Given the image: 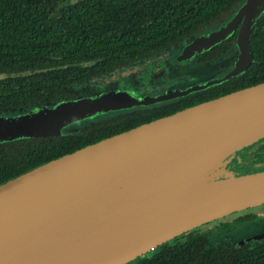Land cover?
Wrapping results in <instances>:
<instances>
[{
    "label": "water",
    "instance_id": "obj_1",
    "mask_svg": "<svg viewBox=\"0 0 264 264\" xmlns=\"http://www.w3.org/2000/svg\"><path fill=\"white\" fill-rule=\"evenodd\" d=\"M263 13L264 0H244L220 28L191 37L181 58L209 50L243 17L235 67L221 80L240 74L253 60L249 36ZM135 98L102 89L0 115V141L59 135L70 121ZM263 142L264 81L42 163L0 183V264H126L203 224L264 205V166L244 164Z\"/></svg>",
    "mask_w": 264,
    "mask_h": 264
},
{
    "label": "trees",
    "instance_id": "obj_2",
    "mask_svg": "<svg viewBox=\"0 0 264 264\" xmlns=\"http://www.w3.org/2000/svg\"><path fill=\"white\" fill-rule=\"evenodd\" d=\"M243 1L0 0V73L6 74L0 79V110L75 99L72 86L151 53L152 46L173 40L175 31L177 42L207 30ZM52 2L59 16L47 18L44 10ZM249 44L253 60L236 78L240 84L224 94L264 81V13ZM128 129L98 124L72 134L0 141V183ZM248 158L245 165L264 166V142ZM126 264H264V241L231 243L191 230Z\"/></svg>",
    "mask_w": 264,
    "mask_h": 264
},
{
    "label": "flooded vegetation",
    "instance_id": "obj_3",
    "mask_svg": "<svg viewBox=\"0 0 264 264\" xmlns=\"http://www.w3.org/2000/svg\"><path fill=\"white\" fill-rule=\"evenodd\" d=\"M55 1L69 5L75 3L77 0ZM240 5L224 20L207 30L193 34L177 42L175 31V38L173 40L164 42L161 45L152 46L151 53L145 54L131 61L129 64L115 68L111 72L98 75L72 86L76 97L85 91L93 92L97 88L96 90L118 89L127 91L135 95L136 98L131 102L133 104L130 106L106 110L103 113L97 114L94 118L86 117L79 119L76 122L79 124V127L73 126L74 124L66 125L61 129L60 134H72V132L78 129L92 128L98 124L111 125L116 129L119 128L120 131L129 125L130 129L221 96L227 89L239 85L240 83L236 78L241 77L250 64L240 74L226 80L221 79L226 77L235 67V60L238 54L237 33L243 17L229 36L220 40L219 43L209 50L203 52L195 51L191 54L190 58L185 59L181 58V52L185 43L191 37L206 36L220 28L227 20L233 17ZM44 11V16L47 18H56L59 16L57 7L54 8L53 2L48 7H45ZM231 40L232 42H229ZM5 75L4 73H0V79L4 78ZM193 76H196L194 78L195 80L187 84L182 83L180 80V78L184 80L187 77ZM107 78L108 80H105ZM56 104L58 103L41 105L51 108ZM38 106L26 110L18 109L16 111L3 109L0 110V115L7 117L16 116L29 112ZM81 123L86 124L80 125ZM243 212H234L235 215L231 213L229 214L230 216L227 215L219 218L220 220L216 219L214 222H208L210 225L216 222L219 223L220 227L214 231H200L209 224H203L193 229V231L195 233L208 232L211 234H219L223 240L224 238H228V242L238 244L264 241V237L255 240V237L264 231V213L248 219L237 220L238 216ZM232 217L235 218L231 221L225 220ZM240 229L242 232H240Z\"/></svg>",
    "mask_w": 264,
    "mask_h": 264
},
{
    "label": "rangeland",
    "instance_id": "obj_4",
    "mask_svg": "<svg viewBox=\"0 0 264 264\" xmlns=\"http://www.w3.org/2000/svg\"><path fill=\"white\" fill-rule=\"evenodd\" d=\"M195 52V51H194ZM185 58H190V56H186ZM194 78H196V76H193V77H187L186 79H184V80H182L183 78H180V80L182 81V83H184V84H187V83H190V82H192V81H194L195 79ZM105 80H108V78L107 79H105ZM57 105V104H56ZM31 111V110H30ZM104 112V111H103ZM103 112H100V113H103ZM100 113H97V114H100ZM97 114H95V115H92V116H90V117H87V118H94V117H96V115ZM102 117H104V116H102ZM82 118H86V117H82ZM82 118H80V119H82ZM79 120V119H78ZM78 120L76 119V120H73V121H70V122H68V123H66L64 126H66V125H70V124H74L73 126H76V127H79V124L78 123H76V122H78ZM83 124H86V123H81L80 125H83ZM61 131V130H60ZM252 153V152H251ZM250 153V154H251ZM250 154H248V156H247V159H249L248 157L250 156ZM249 209V208H248ZM245 210H247V209H245ZM245 210H242V211H239V213L240 212H243V211H245ZM264 213V205H261V206H257V207H254V208H251V209H249L248 211H246V212H243L240 216H238V218H237V220L238 219H248V218H251V217H254V216H256V215H261V214H263ZM233 214V213H232ZM233 215H235V213L233 214ZM228 216H230V215H228ZM235 218V217H234ZM233 217L232 218H229V219H225V220H228V221H231V220H233L234 219ZM220 220V219H219ZM212 222H214V221H212ZM210 223V222H209ZM209 223H206L205 225H207V224H209ZM220 227V225H219V223L218 222H216V223H213V224H209V225H207V226H205L204 228H202L200 231H205V230H210V231H214L215 229H217V228H219ZM240 232H242V230L240 229ZM239 232V233H240ZM238 233V234H239ZM237 234V236H239ZM223 241H226V242H228L229 241V239L228 238H224V240ZM149 252H146V253H144L142 256H144V255H146V254H148Z\"/></svg>",
    "mask_w": 264,
    "mask_h": 264
}]
</instances>
